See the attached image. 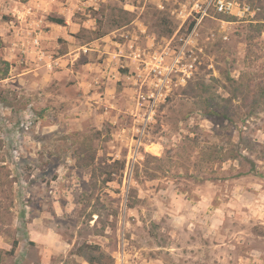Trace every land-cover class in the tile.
Wrapping results in <instances>:
<instances>
[{
  "label": "rangeland",
  "instance_id": "obj_1",
  "mask_svg": "<svg viewBox=\"0 0 264 264\" xmlns=\"http://www.w3.org/2000/svg\"><path fill=\"white\" fill-rule=\"evenodd\" d=\"M237 1L0 0V264H264V98L230 100L264 88V0ZM167 47L151 109L136 55Z\"/></svg>",
  "mask_w": 264,
  "mask_h": 264
},
{
  "label": "built area",
  "instance_id": "obj_2",
  "mask_svg": "<svg viewBox=\"0 0 264 264\" xmlns=\"http://www.w3.org/2000/svg\"><path fill=\"white\" fill-rule=\"evenodd\" d=\"M208 0L203 2V0H197L195 4V9L197 11L200 19L207 15L210 6L213 5L218 12L220 13H233L235 10H238L239 13L243 12L237 0H211L208 4ZM137 54L136 58L138 62L143 64V71L139 74V77L143 80V85L145 86L146 81L150 78L153 80L151 84L152 90L149 92L142 93L140 92V99H142L143 104L147 105L149 108H154L158 99L163 96L164 90L167 89L170 76L176 71H179V66L181 65L183 56H185V51L180 49L178 54L177 52H171L170 47H167L161 53H155L152 56ZM53 64H50L52 67ZM147 94V96H146ZM21 132L18 130L16 132L15 140H18ZM15 154L18 156L17 150Z\"/></svg>",
  "mask_w": 264,
  "mask_h": 264
},
{
  "label": "trees",
  "instance_id": "obj_3",
  "mask_svg": "<svg viewBox=\"0 0 264 264\" xmlns=\"http://www.w3.org/2000/svg\"><path fill=\"white\" fill-rule=\"evenodd\" d=\"M49 20H50V22H52L54 24H58V25H64L65 24L64 20H62V19L50 18ZM194 25H195V21H193V23L191 24V28ZM5 64H6L5 69L0 68V79H2V80L6 79L8 73H9V64L6 62H5ZM233 86L240 88L243 86V83L234 82ZM239 88H237L236 91L234 90V92L233 91L231 92L232 94L230 96V100L233 101V100L239 99L242 103L250 102V111H249L247 117L254 116L255 114L258 113V111H260L262 99L264 98V88L258 87L257 90L254 92L252 97H250L251 94H250L249 90L244 91V89L242 90ZM210 116L213 117L212 111L210 112ZM19 130L21 132V128H19ZM117 163L118 162H115V165ZM85 165H86V167H90L92 165V160H91V162H90V160L85 162ZM108 181H111V180H108ZM17 246H18V242L15 241L13 243V248H12L11 252H9L8 254L13 255L15 253V250L17 249ZM86 250L99 253L98 256H92L91 258H89V260H88L89 264H115L114 258L112 256H108L107 254L102 252L101 248L99 246L86 244V245H83L82 247L79 248L78 253L80 255H83L84 251H86ZM0 260H1V254H0Z\"/></svg>",
  "mask_w": 264,
  "mask_h": 264
},
{
  "label": "crops",
  "instance_id": "obj_4",
  "mask_svg": "<svg viewBox=\"0 0 264 264\" xmlns=\"http://www.w3.org/2000/svg\"><path fill=\"white\" fill-rule=\"evenodd\" d=\"M57 25H58V24H57ZM81 49H82V48H81ZM81 49H80L79 51H81ZM79 51H78V52H79ZM90 52H94L93 49L90 50ZM68 55H69V54H66V55H63L62 57H60V62L63 63L64 58H65L66 56H68ZM120 55H121V54H120L117 50H115L114 53H110V56H111V57H115L116 59H118V57L121 58L122 56H120ZM75 56H79V54H77V52H75ZM111 57H110V58H111ZM111 60H112V58H111ZM126 64H127V65H132V66H131L132 69H134V68L136 69V68H137V65L135 64V62H133V64H132V62L126 61ZM107 73H108V72L105 71V72H103V75H100V76L97 75V76H95V77H98V78L102 81V80H104V79L106 78V75H107V77L110 78V80H111V76H110L109 74H107ZM110 74H113V73L111 72ZM119 74H120V73H116V74L113 75V77L116 78L117 80H120L121 77L119 76ZM96 80H97V79H96ZM96 80H95V81H96ZM100 80H99V81H100ZM97 81H98V80H97Z\"/></svg>",
  "mask_w": 264,
  "mask_h": 264
},
{
  "label": "bare ground",
  "instance_id": "obj_5",
  "mask_svg": "<svg viewBox=\"0 0 264 264\" xmlns=\"http://www.w3.org/2000/svg\"><path fill=\"white\" fill-rule=\"evenodd\" d=\"M153 147H154V149H156V150L158 149V147H157V146H153ZM158 151H159V150H158ZM154 152H155V153H157L156 151H154Z\"/></svg>",
  "mask_w": 264,
  "mask_h": 264
}]
</instances>
